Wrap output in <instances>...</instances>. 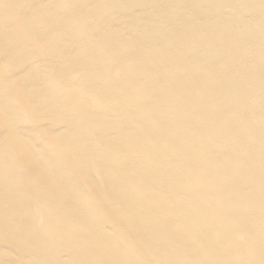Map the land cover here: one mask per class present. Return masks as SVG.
<instances>
[{"label":"bare ground","instance_id":"6f19581e","mask_svg":"<svg viewBox=\"0 0 264 264\" xmlns=\"http://www.w3.org/2000/svg\"><path fill=\"white\" fill-rule=\"evenodd\" d=\"M165 261L264 264V0H0V264Z\"/></svg>","mask_w":264,"mask_h":264},{"label":"water","instance_id":"95a60500","mask_svg":"<svg viewBox=\"0 0 264 264\" xmlns=\"http://www.w3.org/2000/svg\"><path fill=\"white\" fill-rule=\"evenodd\" d=\"M80 138H81V137H80ZM97 151H98V150L95 149V147H93L92 149L89 150V152H90L91 154H93V153H97ZM116 168H117V167H115V168L111 167V170H109V171L112 172V171H114ZM113 169H114V170H113ZM123 171H124V169H123V170H121V169L118 170V172H123ZM47 172H48V173L50 172L52 175H55L54 173H55L56 171L54 172V169H48ZM110 172H109V173H110ZM114 172H115V171H114ZM125 173H128V171H125L124 174H125ZM121 182H122V181H121ZM121 182H119L118 187L122 186V183H121ZM126 185H127V184H126ZM126 185H125V186L123 185L122 187L124 188V187H126ZM154 221H156V220H152L151 223H153ZM213 236H214V235H212V237H213ZM168 263H169V261H165V262H163L162 264H168Z\"/></svg>","mask_w":264,"mask_h":264}]
</instances>
